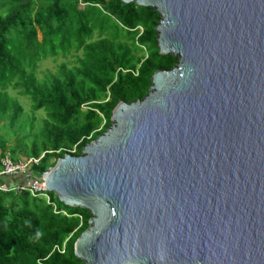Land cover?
<instances>
[{"label": "water", "instance_id": "water-1", "mask_svg": "<svg viewBox=\"0 0 264 264\" xmlns=\"http://www.w3.org/2000/svg\"><path fill=\"white\" fill-rule=\"evenodd\" d=\"M155 8L162 54L47 191L89 210L85 264H264V0H122Z\"/></svg>", "mask_w": 264, "mask_h": 264}, {"label": "trees", "instance_id": "trees-1", "mask_svg": "<svg viewBox=\"0 0 264 264\" xmlns=\"http://www.w3.org/2000/svg\"><path fill=\"white\" fill-rule=\"evenodd\" d=\"M161 19L155 8L122 0H0V171L9 156L38 160L21 178L29 188L65 155L81 156L111 127L121 102L143 100L153 76L180 60L161 53ZM60 57L73 61L40 77L39 64ZM10 90L31 98L32 118ZM4 133L21 135L10 146ZM13 181L0 177L1 186L11 182L0 190V264H85L75 243L91 212L55 192H45L48 200L18 191Z\"/></svg>", "mask_w": 264, "mask_h": 264}, {"label": "built area", "instance_id": "built-area-1", "mask_svg": "<svg viewBox=\"0 0 264 264\" xmlns=\"http://www.w3.org/2000/svg\"><path fill=\"white\" fill-rule=\"evenodd\" d=\"M39 161L35 159H27L22 162H14L10 157H6L3 160V169L0 171V177L10 179V180H15L13 183H16V187L14 189L18 191H30L32 195L38 196V195H44L48 198V195L45 193L47 192L46 188V175L43 174L41 178L38 180L35 179L31 187H27L25 184H22L21 178L27 177L28 174L30 173L29 170L34 164H37ZM20 179V180H17ZM10 187V184H4L0 185V190L2 189L3 191H8Z\"/></svg>", "mask_w": 264, "mask_h": 264}, {"label": "rangeland", "instance_id": "rangeland-1", "mask_svg": "<svg viewBox=\"0 0 264 264\" xmlns=\"http://www.w3.org/2000/svg\"><path fill=\"white\" fill-rule=\"evenodd\" d=\"M69 2H71L72 0H68ZM65 61H70L72 62L73 60L71 58H69L68 60H63L61 57L57 59V61L53 60V59H48V60H44L39 64V71L38 74L40 75V77H42V75L48 71H55L57 66L60 65L61 63L65 62ZM10 94L17 98L18 101L20 102V104L24 107V111H25V119H30L33 117V113H32V107H33V102L31 100V98L27 97V96H19L17 94V92H14L12 90H10ZM35 116L37 117V121L36 124L39 125L41 124L42 120L45 118V112L44 111H40L37 112L35 114ZM112 118V117H111ZM5 137L9 140L10 146H15L16 144V139L21 135V133H18L17 135L10 133H4ZM25 134V133H24ZM23 134V135H24ZM15 135V136H14ZM14 148H11V150ZM11 150H9L11 152ZM9 152V155H10ZM19 157H22V155H20V151L17 154ZM10 157V156H9ZM30 173L28 174L27 177H29ZM58 195H56L57 197Z\"/></svg>", "mask_w": 264, "mask_h": 264}, {"label": "crops", "instance_id": "crops-1", "mask_svg": "<svg viewBox=\"0 0 264 264\" xmlns=\"http://www.w3.org/2000/svg\"><path fill=\"white\" fill-rule=\"evenodd\" d=\"M81 8H82V9L84 8V5H83V4L81 5ZM42 35H43V34L40 32V33H39V39H40V40H42V38H43ZM25 160H27V159H21L20 162L25 161ZM7 181H8V180H7ZM7 181H6V182H7ZM7 183H8V182H7ZM9 183H10V185H11V182H9Z\"/></svg>", "mask_w": 264, "mask_h": 264}]
</instances>
